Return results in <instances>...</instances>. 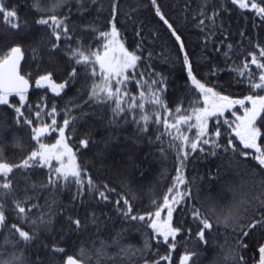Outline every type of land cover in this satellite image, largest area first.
<instances>
[{"label": "snow or ice", "instance_id": "obj_1", "mask_svg": "<svg viewBox=\"0 0 264 264\" xmlns=\"http://www.w3.org/2000/svg\"><path fill=\"white\" fill-rule=\"evenodd\" d=\"M171 10L0 0V264H264V0Z\"/></svg>", "mask_w": 264, "mask_h": 264}, {"label": "trees", "instance_id": "obj_2", "mask_svg": "<svg viewBox=\"0 0 264 264\" xmlns=\"http://www.w3.org/2000/svg\"><path fill=\"white\" fill-rule=\"evenodd\" d=\"M161 1H164V2H161V4L163 5L164 11H165L166 13H167V8H168V2H170L172 5H173V3L176 2V0H161ZM171 9H172V7H171ZM169 10H170V9H169ZM170 13H171V14H170V15H171L170 17H171L173 20H176L177 23H179L180 21H179L178 16L175 15V14L173 13L172 10H170ZM152 16H154V14L150 11V9H145V10L143 11V13H142V18L145 20V22H147V21L151 18V19H152V23H153V24H156V19H155L154 17H152ZM231 19H232V21H234L236 24L243 25V23H244V14H242V13L240 12V10H236V11H234L233 13H231ZM249 24H250V18H249ZM130 35H131V34H129V33H125V36H126V37H129ZM133 35H134V33H133ZM189 39L195 41L197 38H196V36L193 34V35H191V36L189 37ZM130 40H131V41H129V43H130V44H133L134 37L131 38ZM177 94H178V93H177ZM49 96H50V95H49ZM65 99H66V98H65ZM34 101H35V100H34ZM58 102L61 103V104H63L62 101H58ZM197 167H200V166L197 165ZM190 169H191V165H190ZM189 175H191V171H190ZM134 239H135V240H139L140 237L135 236ZM250 249H252V248H250ZM252 250L255 251V249H252ZM176 253H177V252H176ZM207 255H211V252L207 253Z\"/></svg>", "mask_w": 264, "mask_h": 264}, {"label": "rangeland", "instance_id": "obj_3", "mask_svg": "<svg viewBox=\"0 0 264 264\" xmlns=\"http://www.w3.org/2000/svg\"><path fill=\"white\" fill-rule=\"evenodd\" d=\"M160 2H164V1H161V0H160ZM171 7H172V4H171L170 2H168L167 13H168L169 16H171V15H170V14H171V13H170ZM169 9H170V10H169ZM152 17H154V16H152ZM156 23H157V21H156ZM125 33H129V34H131L129 37H126L125 34H124V38L126 39V41H127V43H128L129 45L134 46V44H130V43H129V41H131L130 39L134 37V35H133V31L128 30V31H126ZM195 43H196V40L193 41V40L189 39V47H190V48H192V47L195 45ZM176 71L178 72L179 69L177 68ZM221 78L223 79L224 77L222 76ZM181 83H182V82H181ZM29 91H30V93H32V100H33V101L36 99V96H37V95H42V94H44V90H34V89H30ZM48 95L51 96V93H48ZM62 103H63V101H62ZM182 250H183V249L181 248L180 251H182ZM163 251H164V250L161 249V254H163ZM176 252H177V253H176ZM178 258H179V251H174V254H173V260H174V261H178ZM247 258H248L249 264H253V260H258V258H259V254H258V252L254 251V250H252V249H249V251H248V253H247ZM165 264H166V262H165Z\"/></svg>", "mask_w": 264, "mask_h": 264}]
</instances>
